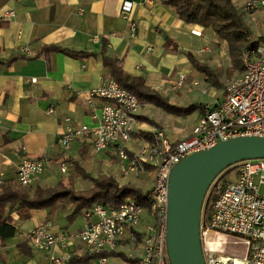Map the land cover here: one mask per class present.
I'll use <instances>...</instances> for the list:
<instances>
[{"label":"crops","instance_id":"0c3cea01","mask_svg":"<svg viewBox=\"0 0 264 264\" xmlns=\"http://www.w3.org/2000/svg\"><path fill=\"white\" fill-rule=\"evenodd\" d=\"M124 1L0 0V185L18 183L17 170L24 158L43 157L47 169L35 185L47 187L63 182L75 191L91 189L93 180L76 170L74 162H77L92 177L113 175L120 184L135 179L143 187L141 176L134 172L124 175L120 160L111 159L113 148L103 153H94L89 148L92 136L89 132L77 136L68 149L58 143L60 134L69 126L96 125L94 113L99 112L102 101L91 102L89 92L99 87L102 80L112 78L104 65V56L118 59L127 73L142 76L148 86L159 90L172 103L182 106L197 103L204 107L208 104L202 99L203 91L209 92L208 75L193 66L186 52L216 69V62L208 59L207 52L200 51L210 49V45L216 48L214 44L219 41L216 32L185 22L163 0H129L133 8L127 15L122 10ZM232 1L244 12L243 0ZM9 13L13 15L8 16ZM248 25L254 36H264V10L251 12ZM51 45L96 55L75 58L44 50ZM12 57L16 59L11 64L1 62ZM181 75L185 76V82L177 87ZM143 107L140 115L155 123L140 120L138 133L160 128L171 141L193 133V125L183 124L177 117L202 113L198 108L186 116H170L154 104L143 102ZM128 145L137 150L141 139L136 137ZM62 164L68 170L62 171ZM151 179L152 187L153 170ZM65 211L62 204L34 209L27 220L13 213L18 233L0 240V264H52V256L63 253L90 254L72 235L85 226L86 218L77 228L69 229ZM152 221L146 211L139 230ZM43 223H48L53 233L64 232L69 236L46 256L22 238L23 233ZM20 242L31 248L29 255L17 248Z\"/></svg>","mask_w":264,"mask_h":264},{"label":"built area","instance_id":"2783aa9c","mask_svg":"<svg viewBox=\"0 0 264 264\" xmlns=\"http://www.w3.org/2000/svg\"><path fill=\"white\" fill-rule=\"evenodd\" d=\"M243 3L247 11L264 10V0H243ZM132 8V1H124L122 10L126 15ZM242 62L243 72L225 82L222 99L206 104L194 132L177 141H171L160 128L149 132L151 139L138 136L141 125L138 116L143 102L115 79H104L89 92L91 102L102 101L99 112L94 113L96 125L69 126L60 134L59 145L68 149L77 136L91 132L95 153L113 148L124 175L152 167L154 183L149 192L152 201L149 208L130 198L119 208L95 203L86 210V224L74 235L90 254L97 256L81 264H111L110 256L105 253L119 252L124 247L133 251L131 264H170L167 217L169 181L174 166L221 140L248 135L264 137V45L244 50ZM184 82L185 76L181 75L177 87H182ZM136 137L141 139V145L133 150L128 144ZM45 162L43 157L24 158L17 170L18 183L23 187L35 185L45 172ZM233 167L236 178L217 182L220 194L211 203L209 214L201 219L205 262L264 264V158L242 160L229 168ZM61 170L66 171L67 166L62 164ZM146 211L153 221L139 230ZM210 233L225 235L224 244L242 243L244 255L229 253L221 246H209L205 236ZM68 237L64 232L53 233L49 224L27 234L33 246L44 250H50ZM72 257L71 253H63L52 256L51 261L52 264H69Z\"/></svg>","mask_w":264,"mask_h":264},{"label":"trees","instance_id":"16d2710c","mask_svg":"<svg viewBox=\"0 0 264 264\" xmlns=\"http://www.w3.org/2000/svg\"><path fill=\"white\" fill-rule=\"evenodd\" d=\"M166 5L171 6L177 16L187 23H195L204 27L212 28L219 38L225 40L228 44L229 54L232 64L236 68H240L243 64L242 54L244 50L256 48L259 45L258 40H251L252 32L246 21L242 18L238 8L232 0H163ZM46 51H59L69 56L80 58L96 55L92 52H83L71 50L61 46H46ZM193 66L208 75L215 85L221 86L220 80L216 77V73L207 63H201L191 52H186ZM16 57L9 58L2 63L11 64ZM105 67L110 71L113 79H115L122 87L136 95L142 102L154 104L168 113L186 116L196 109L200 108L203 113L205 107L201 104L193 103L187 106L172 103L170 99L159 90L151 88L145 82L142 76H133L127 73L120 61L116 58L108 56L103 57ZM141 121L151 124L155 122L147 116L139 115ZM139 135L151 139L147 132H139ZM76 170L85 178H90L94 182V186L86 191H75L72 187L66 186L63 182H59L55 186L44 187L35 185L33 192H29L19 183H2L0 185V240L3 242L9 237L17 235L18 230L14 225L13 213H17L21 220H27L31 217V211L34 209H43L48 207H58L61 204H69L73 208V214H80L84 209L91 208L95 203H101L112 208H119L128 199H134L137 203L149 208L151 206V198L149 192H145L142 188L132 184H120L117 179L112 176L102 175L92 177L74 162ZM152 169V167L147 166ZM235 168H229L225 173L217 178L215 184L207 192L205 197L206 217L211 210V203L217 199L220 189L217 187L218 181L226 180L227 175L234 171ZM17 248L21 253L29 255L31 248L26 242L17 244ZM108 256H119L125 260L132 261L131 258L122 251L105 253ZM96 254L73 255L69 260V264L87 263Z\"/></svg>","mask_w":264,"mask_h":264},{"label":"water","instance_id":"95a60500","mask_svg":"<svg viewBox=\"0 0 264 264\" xmlns=\"http://www.w3.org/2000/svg\"><path fill=\"white\" fill-rule=\"evenodd\" d=\"M264 158V137L221 140L177 163L170 174L167 250L170 264H206L201 235L203 204L213 181L233 164Z\"/></svg>","mask_w":264,"mask_h":264},{"label":"rangeland","instance_id":"374dc122","mask_svg":"<svg viewBox=\"0 0 264 264\" xmlns=\"http://www.w3.org/2000/svg\"><path fill=\"white\" fill-rule=\"evenodd\" d=\"M235 5H236L237 8L241 7V6H239V4H235ZM243 8H244V4H243ZM238 10H239L242 18L248 24V22H249V14L251 12L247 11L246 9L244 10V12L241 9H238ZM218 40H219L218 43L214 44V45H217L216 48H213V46L210 45V49H206L205 48V49H202L203 51L200 49V51L202 52L201 54H206L205 52H207L208 59L212 60V61L214 60L216 62L218 67L216 69H214V71L216 73V77L221 82V86H217L210 79V77H208V87H209L208 89H209V92L206 93V92L203 91V94H205V95H202L203 96L202 99L205 100V101H208V104H214L216 100L217 101L220 100L221 96L224 94L225 82L228 79L232 78V77L240 75L243 72V70H244L243 64H242V66L240 68H236V67L233 66L232 60H231V57H230V54H229V49H228L227 42L225 40L221 39V38H219ZM251 40H258L259 44L264 45V36H257V35L254 36L253 33H252ZM160 110H162V112H164L165 114H168L170 116H176L174 114L168 113L167 111H165L162 108H160ZM201 115H202V113L199 112V113H196L195 115H193L191 117H177V118L183 124H186V125L189 124V126L193 125V132H194ZM89 134H91L92 136H90L91 140H90L88 146H89V148L91 147L92 150H93V134L91 132H89ZM85 148H86V146H85ZM87 149H88V147H87ZM111 152L113 153L114 151L112 150ZM100 153H103V152H100ZM108 154H110V152ZM116 158L119 159V156L117 154L113 153V155L111 156V159L112 160H116ZM47 165L48 164L45 162V166H46L45 171L47 169ZM58 165H60V164H58ZM55 166H57V165H55ZM228 169H226L223 172H221V174L218 177H220ZM67 170H68V166H67ZM74 171H75V169H74ZM151 171H152V169L146 168V170H144V171L138 170V171H136L137 173L134 172L135 175L141 176L142 179L144 180L143 187H140V188H142L145 192H150V189L152 188L151 187V182H152ZM41 175H40V177H41ZM100 176H102V175H100ZM106 176H109V175H106ZM217 178L213 181V183L211 184L209 190L215 184ZM235 178H236V172L232 171V172H230L227 175L226 180L227 179L228 180H234ZM255 181H257V178L255 179ZM127 184H132V185H135V186L139 187L138 185L140 183H139V181H136L135 179H132ZM34 188H35V185L28 186L25 189L28 190L29 192H33ZM63 207L66 209V211L64 212V217H65V220L67 222V227H69V229L70 228L71 229L72 228L75 229L78 226H80L81 223L83 222V219L85 217V212H86L87 209L86 210L84 209L82 212H80V214H76L75 215V214H73L72 206H71V209H70V205L69 204H63ZM68 210H70V211H68ZM204 211H205V201H204V204H203L202 217L204 216ZM75 220H76V222H74ZM73 222H74V224H73ZM43 224H48V223H43ZM43 224H40L39 226H41ZM39 226H37V227H39ZM27 234H29V232L23 233L22 234V238H25L26 240H28ZM210 235H215V233H210ZM205 238L207 240L206 236H205ZM229 239H231V238H229ZM202 240L204 242V239H202ZM209 246H211L213 248H216L213 245H209ZM221 248L224 249L225 251L229 252V253H234L237 256H243L244 253H245V248H244V245L242 243L235 244L234 242H229L227 244L221 245ZM39 252H40V254H43L44 256H46V255H51L52 251L51 250L39 249ZM122 252H125L131 258L132 261L125 260L124 258L119 257V256H112V257H110V260H111L110 263L111 264H131L133 262V258H132V255H131L133 253V251L132 250H128L126 247H124V249H122ZM18 254H20V253H18ZM20 255L24 256L22 254H20ZM20 261H22V259H20Z\"/></svg>","mask_w":264,"mask_h":264},{"label":"bare ground","instance_id":"6f19581e","mask_svg":"<svg viewBox=\"0 0 264 264\" xmlns=\"http://www.w3.org/2000/svg\"><path fill=\"white\" fill-rule=\"evenodd\" d=\"M226 240V236L225 235H221V234H215V235H209L207 237V243L209 245H213L214 247H219L221 245L224 244Z\"/></svg>","mask_w":264,"mask_h":264}]
</instances>
